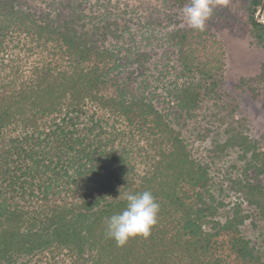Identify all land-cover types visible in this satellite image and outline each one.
<instances>
[{"label":"trees","instance_id":"1","mask_svg":"<svg viewBox=\"0 0 264 264\" xmlns=\"http://www.w3.org/2000/svg\"><path fill=\"white\" fill-rule=\"evenodd\" d=\"M224 1L211 18L232 20ZM245 3L264 50L261 0ZM133 26L88 0H0V264H264V201L244 216L216 200L157 96V53L134 42ZM201 33L174 26L159 39L176 57L164 92L173 113H192L221 80L206 57L212 36ZM243 84L257 97L264 67ZM145 190L159 203L157 223L117 246L106 219L125 208L126 192ZM246 217L258 224L255 243L242 235Z\"/></svg>","mask_w":264,"mask_h":264},{"label":"rangeland","instance_id":"2","mask_svg":"<svg viewBox=\"0 0 264 264\" xmlns=\"http://www.w3.org/2000/svg\"><path fill=\"white\" fill-rule=\"evenodd\" d=\"M88 1L94 10L133 21L132 28L139 32L134 42L143 44L146 51L153 49L157 53L155 63L149 64H158L165 74L161 80L164 90L157 91L159 99L164 98L166 102L162 106L164 113L168 114L191 157L207 168L216 200L228 210L239 207L244 216L253 215L250 208L257 206L260 209L264 201V87L253 85L257 97H252L243 81L258 75L264 67V50L255 43L249 26L244 23L245 0L229 1L227 8L232 20L210 18L197 38H203L205 33L212 36L213 52L206 57L218 60L221 80L214 92L207 93L190 114L173 113V107L167 104L168 97L164 92L175 81L170 68L175 66L176 57L171 44L163 42L159 45L165 30L174 26L188 27L182 9L173 8L170 0ZM144 19L155 27L143 28ZM254 19L264 26V0H261ZM250 182L261 185L262 193L251 190ZM257 225L250 217L241 226L242 235L253 243L260 238Z\"/></svg>","mask_w":264,"mask_h":264},{"label":"clouds","instance_id":"3","mask_svg":"<svg viewBox=\"0 0 264 264\" xmlns=\"http://www.w3.org/2000/svg\"><path fill=\"white\" fill-rule=\"evenodd\" d=\"M217 0H190L182 9L185 24L196 31H204L211 18ZM125 208L106 219L105 235L117 246H124L135 237L147 238L151 228L157 223L159 203L150 191L126 192Z\"/></svg>","mask_w":264,"mask_h":264},{"label":"water","instance_id":"4","mask_svg":"<svg viewBox=\"0 0 264 264\" xmlns=\"http://www.w3.org/2000/svg\"><path fill=\"white\" fill-rule=\"evenodd\" d=\"M261 25H263V24L261 23Z\"/></svg>","mask_w":264,"mask_h":264}]
</instances>
